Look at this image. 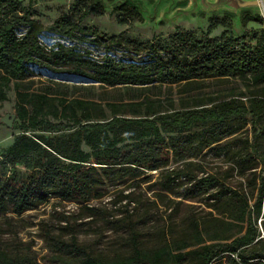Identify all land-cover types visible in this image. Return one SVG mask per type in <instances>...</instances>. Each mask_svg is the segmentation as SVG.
<instances>
[{
	"label": "trees",
	"instance_id": "obj_1",
	"mask_svg": "<svg viewBox=\"0 0 264 264\" xmlns=\"http://www.w3.org/2000/svg\"><path fill=\"white\" fill-rule=\"evenodd\" d=\"M117 10L130 16L138 13L125 3ZM34 13L19 0H0V101L7 99L12 82L16 115L12 127L18 130L0 154V213L20 215L50 197L77 203L100 198L104 179L118 183L146 169L158 171L167 191L182 176L195 179L187 188L191 197L209 193L212 208L230 219H191L183 236L169 238L161 231L163 241L147 247L133 218L140 202L124 195V208L117 210L120 216L106 207L85 205L83 209L87 217H102L110 228L127 232L128 253L93 254L73 231L65 240L46 229L43 237L50 253L45 264H264V222L261 229L256 223L264 195V18L243 15V25L248 21L260 25L249 34L233 36L224 31L212 38L178 31L141 45L144 54L121 48L120 58L103 54L84 59L61 42L46 52L37 37L40 30L32 24ZM21 25L24 30L18 34ZM49 59L73 67L57 70L45 63ZM30 63L88 77L110 88L147 90L153 83L159 88L173 83L187 86L206 79L228 88L190 95L191 104L163 110L164 100L148 94L139 100L107 101L32 91L22 84L31 73ZM167 101L173 104V99ZM249 123L251 137L239 132ZM170 151L174 155L191 151L194 157L213 152L222 155L238 176L258 179L252 210L245 193L229 187L223 177L197 178L166 167ZM18 164L26 169L20 177ZM199 169L204 171L201 165ZM131 202L135 208H128ZM234 222L239 228L227 233ZM0 264L37 263L0 245Z\"/></svg>",
	"mask_w": 264,
	"mask_h": 264
},
{
	"label": "rangeland",
	"instance_id": "obj_2",
	"mask_svg": "<svg viewBox=\"0 0 264 264\" xmlns=\"http://www.w3.org/2000/svg\"><path fill=\"white\" fill-rule=\"evenodd\" d=\"M23 7L34 10L32 24L40 30L37 35L44 45L46 52L55 49V43L61 42L66 47L74 48L78 56L87 59L107 54L113 58H120L121 48L135 50L144 54L146 48L141 46L146 42L162 40L178 31H191L199 37H218L222 32L240 36L249 34L252 29H259L260 25L254 21L242 24L244 14L260 15L264 12L260 5L237 7L235 0H19ZM135 7L137 15H127L117 10L121 4ZM84 11L88 13L81 16ZM77 26V27H76ZM95 30L96 35L91 32ZM24 26L17 29L20 34ZM70 31V33H68ZM110 37H115L112 41ZM124 58H127L124 56ZM46 64L57 70H66L73 67L72 63L54 62L49 59ZM31 71L29 77L22 83L24 88L32 91H44L56 94H65L68 97H83L93 100L104 98L107 101L139 100L144 94L164 100L162 109H180L183 104H191L188 98L196 93H210L217 90L226 91L215 80H203L197 84L183 85L184 83L162 84L153 83L147 90H127L124 87L110 88L99 85L96 81L80 76L72 78L68 72L64 77L55 75L52 69L28 64ZM69 74V75H68ZM79 76V75H78ZM234 84V83H233ZM10 83L6 90L7 99L0 101V117L14 115L15 93ZM173 99L170 105L167 101ZM107 114H110L106 110ZM12 123V126H13ZM0 122V154L12 142L18 130ZM239 132L251 137L250 123ZM238 132V133H239ZM205 152V151H204ZM204 156L194 157L192 152L185 151L182 155H174L170 151L166 167L190 172L200 177L214 174L223 177L226 184L232 189L245 193L250 208L258 194V179L253 181L237 175L235 169L225 162L222 155L206 152ZM199 165L204 171H200ZM18 175H25L26 169L22 164L17 165ZM228 171L227 175L224 171ZM97 171L99 172L98 168ZM257 173L259 168H257ZM1 173V170H0ZM135 178L126 177L122 182H110L104 179L100 185V198L92 197L88 201L77 203L61 200L59 197H50L36 208L29 209L15 215L8 211L0 213V245L7 251L26 254L37 264H45L46 256L50 253L48 243L44 239L46 229L65 240L74 232L79 243L87 247L93 254L112 257L119 253H128L127 244L129 234L120 229H112L102 217H87L83 209L85 205L106 207L115 216L118 209L123 210L124 195L140 202L134 210L133 218L137 221L141 231V240L144 246L150 247L163 241L162 232L169 238L181 237L189 221L210 220L214 217L230 221L223 214L212 208L214 200L208 194L191 197L187 188L195 179L180 177L175 180L171 190L163 189L158 171L138 170ZM215 188L211 189V191ZM122 199V201H121ZM155 202V203H153ZM115 203V207L113 206ZM131 202L128 208H135ZM113 208V209H112ZM109 210V211H110ZM264 222V195L262 197L261 213L257 218V226L261 229ZM67 222V224H66ZM69 224V227H68ZM228 226L227 233H235L239 223ZM162 231V232H161ZM264 235V231L262 230ZM206 237V236H205Z\"/></svg>",
	"mask_w": 264,
	"mask_h": 264
},
{
	"label": "water",
	"instance_id": "obj_3",
	"mask_svg": "<svg viewBox=\"0 0 264 264\" xmlns=\"http://www.w3.org/2000/svg\"><path fill=\"white\" fill-rule=\"evenodd\" d=\"M235 4L237 7L264 5V0H235ZM13 120V114H8L3 117H0V122L5 123L7 126H12Z\"/></svg>",
	"mask_w": 264,
	"mask_h": 264
},
{
	"label": "bare ground",
	"instance_id": "obj_4",
	"mask_svg": "<svg viewBox=\"0 0 264 264\" xmlns=\"http://www.w3.org/2000/svg\"><path fill=\"white\" fill-rule=\"evenodd\" d=\"M260 7H261V9H262L263 12H264V5H260ZM55 75L60 76V77H64V76H66L67 74H64V73H56ZM68 75H69V74H68ZM71 77H72V78H76V79H78L80 76H78V75H71Z\"/></svg>",
	"mask_w": 264,
	"mask_h": 264
}]
</instances>
